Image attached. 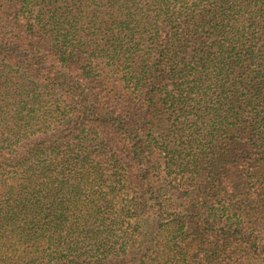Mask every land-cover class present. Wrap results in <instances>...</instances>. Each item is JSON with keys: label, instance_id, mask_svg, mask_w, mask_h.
<instances>
[{"label": "trees", "instance_id": "obj_1", "mask_svg": "<svg viewBox=\"0 0 264 264\" xmlns=\"http://www.w3.org/2000/svg\"><path fill=\"white\" fill-rule=\"evenodd\" d=\"M0 264H264V0H0Z\"/></svg>", "mask_w": 264, "mask_h": 264}]
</instances>
